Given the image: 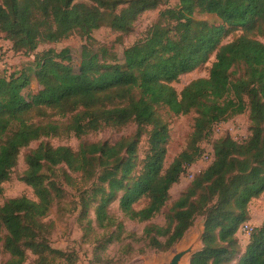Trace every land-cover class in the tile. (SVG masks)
Masks as SVG:
<instances>
[{
    "label": "trees",
    "instance_id": "trees-1",
    "mask_svg": "<svg viewBox=\"0 0 264 264\" xmlns=\"http://www.w3.org/2000/svg\"><path fill=\"white\" fill-rule=\"evenodd\" d=\"M160 5L162 0H0V38L11 43L14 53L29 55L74 33L86 41L77 72L66 48L36 53L33 67L0 75V199L19 151L31 142L59 136L79 140L102 128L136 127L114 144L80 143L73 151L41 142L28 152L21 181L35 199L21 196L0 206V254L10 255L4 264H27V252L36 257L28 264H53L64 256L51 247V225L43 222L63 194L51 179L55 168L64 166L80 174V181H92L82 191L89 197L81 198V218L93 206L99 228L114 226L108 208L117 201L125 217L146 223L166 206L183 167L199 159V144L211 136L214 125L245 112L247 140H216L210 164L172 202L164 225H146L143 236L148 247L167 251L202 216V248L189 264H229L237 255L236 264H264V221L242 254L237 241L241 225L250 220L249 204L264 194V43L249 35L256 29L264 40V0H177L175 7L159 11L146 35L123 51L122 63L104 46L93 47V31L107 25L129 34L142 14ZM195 13L215 15L220 24L197 21ZM234 31L242 34L222 44ZM212 55L208 76L192 80L178 93L173 84ZM236 66L244 73L234 81L231 70ZM30 72L40 89L25 97ZM165 109L174 116L195 114L186 149L166 169L169 126L160 113ZM46 110L69 118L64 124L33 121L34 114ZM143 136L148 150L138 162ZM65 178L76 186L72 177ZM142 198L148 204L135 210ZM116 229L122 231V224Z\"/></svg>",
    "mask_w": 264,
    "mask_h": 264
},
{
    "label": "rangeland",
    "instance_id": "rangeland-1",
    "mask_svg": "<svg viewBox=\"0 0 264 264\" xmlns=\"http://www.w3.org/2000/svg\"><path fill=\"white\" fill-rule=\"evenodd\" d=\"M177 5V0H162L155 11L145 12L135 22L132 32L126 35L113 32L104 25L92 32L93 47L104 46L107 50L113 53L118 62L122 63L123 51L134 44L138 39L143 38L151 25L155 22L157 14L166 8H173ZM193 18L197 21H204L209 25L218 26L220 20L215 15L195 13ZM242 34L241 31L229 32L222 40V44L231 42ZM249 35L254 39L264 43L260 33L253 30ZM86 43L85 38L77 33H74L67 39L51 45H40L37 50L29 55L23 53L12 52V45L8 41L0 38V50H5L3 58H6L10 63L11 72L19 71L33 67L32 63L34 55L41 53L47 49H69L71 57V65L75 72L78 71L81 61L82 46ZM11 49V50H8ZM11 51V52H9ZM214 60L212 55L208 62L198 67L194 71L182 75L178 82L173 84L175 90L179 93L184 86L192 80L198 78H206L209 69ZM232 79L235 81L244 70L242 66H236L232 70ZM29 85L23 90L25 97L33 96L40 89L35 74L29 73ZM162 118L169 126V140L166 145V156L164 159L163 168L166 169L171 162L187 147L190 135L193 130V122L195 114L192 112L184 116H174L167 110L160 111ZM66 118H59L53 115L52 111L46 110L34 114V122L37 123H66ZM135 125L129 124L124 128H102L95 132H90L82 136L79 140L73 136H59L53 138H40L38 141L31 142L27 147L22 148L17 156L15 167L12 169L10 179L2 184L3 194L0 199V206L7 200L25 196L28 199L34 200L32 189L26 186L21 177L26 170L25 156L29 151L35 149L41 142L48 143L52 147L59 146L69 147L76 151L80 143H107L114 144L121 138L128 137L135 132ZM228 136L236 142H244L250 136V122L248 112L236 116L226 122H220L212 128L211 136L199 144L201 155L199 159L189 166H184L180 173L177 183L173 184L169 189V200L161 213L154 216L146 223L131 221L125 217L118 207V202L115 201L108 208L109 215L115 220L114 226L107 228H99L96 224L93 215V206H90L88 215L81 218L83 211L82 199H87L89 193L82 191L90 188L92 181H80V174L70 173L64 166L55 168V176L51 178L55 181L56 186L63 191L62 197L55 203L47 218L43 220L46 224H50L49 243L53 249L60 250L64 256L58 257L53 264H163L167 263L173 254L181 249L187 248L190 244L196 243L194 253L202 248L201 235L203 232L204 217L199 216L195 219L192 226L184 233L182 238L178 240L167 251L154 250L148 247L147 239L143 236V231L146 225L153 224L157 226L164 225V218L169 212L172 202L184 191L193 180L194 176L203 171L210 164V161L203 160V154L212 153L214 142L222 137ZM148 150L147 137L143 136L137 147L138 162L144 159ZM65 174L74 179L76 186H72L65 178ZM84 185V186H83ZM82 187L84 189H82ZM82 189V190H81ZM81 190V191H80ZM83 196V198H82ZM82 198V199H81ZM148 204V199L142 198L134 205L135 210H140ZM254 223L257 225L264 219V198L253 208ZM123 226L122 231L116 229L117 224ZM255 228V227H254ZM237 241L241 248V254L244 253L247 246V240L243 235L238 234ZM5 236V232H2ZM107 241H110L107 243ZM162 241V239H161ZM238 254V253H237ZM10 255L4 251L0 254V264L8 261ZM191 257L185 258L189 264ZM36 257L30 252H27L26 263H32ZM184 260V259H183ZM238 255L233 258L229 264H236ZM184 261V262H185ZM182 262V261H181ZM183 262V264H185Z\"/></svg>",
    "mask_w": 264,
    "mask_h": 264
},
{
    "label": "built area",
    "instance_id": "built-area-1",
    "mask_svg": "<svg viewBox=\"0 0 264 264\" xmlns=\"http://www.w3.org/2000/svg\"><path fill=\"white\" fill-rule=\"evenodd\" d=\"M2 46L0 45V48ZM11 50V49H8ZM5 50H0V75L3 76H8L10 74V63L7 62L6 58H3V54H4ZM11 52V51H9ZM203 160L205 161H210L211 159V152H207L205 154H203ZM255 228L249 223L246 222L244 224L241 225L240 229H239V234L249 238V236L251 235V233L253 232Z\"/></svg>",
    "mask_w": 264,
    "mask_h": 264
},
{
    "label": "water",
    "instance_id": "water-1",
    "mask_svg": "<svg viewBox=\"0 0 264 264\" xmlns=\"http://www.w3.org/2000/svg\"><path fill=\"white\" fill-rule=\"evenodd\" d=\"M204 220H203V224H204ZM195 247H196V243L194 241V243L190 244L187 248L181 249L180 251L175 252L173 256L171 257V259L167 263H163V264H181V261L183 259L187 257H191L192 255L196 253V252L195 253L193 252Z\"/></svg>",
    "mask_w": 264,
    "mask_h": 264
},
{
    "label": "crops",
    "instance_id": "crops-1",
    "mask_svg": "<svg viewBox=\"0 0 264 264\" xmlns=\"http://www.w3.org/2000/svg\"><path fill=\"white\" fill-rule=\"evenodd\" d=\"M263 198H264V194H262V196L260 198L253 200L248 206V212H249V217H250L249 223L255 228L259 227L262 224V222L264 221V219L261 222H259L257 225H255L253 208H255L256 204L258 202L260 203ZM237 237H239V235H237ZM243 237L247 240V243H248L249 238H247L245 236H243Z\"/></svg>",
    "mask_w": 264,
    "mask_h": 264
},
{
    "label": "bare ground",
    "instance_id": "bare-ground-1",
    "mask_svg": "<svg viewBox=\"0 0 264 264\" xmlns=\"http://www.w3.org/2000/svg\"><path fill=\"white\" fill-rule=\"evenodd\" d=\"M185 260H186V259L182 260L181 264H183V262H184ZM184 263H185V264H187V262H186V261H185Z\"/></svg>",
    "mask_w": 264,
    "mask_h": 264
}]
</instances>
